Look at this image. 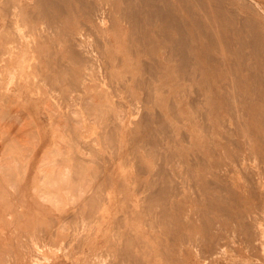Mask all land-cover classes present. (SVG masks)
<instances>
[{
    "label": "rangeland",
    "instance_id": "1",
    "mask_svg": "<svg viewBox=\"0 0 264 264\" xmlns=\"http://www.w3.org/2000/svg\"><path fill=\"white\" fill-rule=\"evenodd\" d=\"M0 264H264V0H0Z\"/></svg>",
    "mask_w": 264,
    "mask_h": 264
},
{
    "label": "bare ground",
    "instance_id": "2",
    "mask_svg": "<svg viewBox=\"0 0 264 264\" xmlns=\"http://www.w3.org/2000/svg\"><path fill=\"white\" fill-rule=\"evenodd\" d=\"M196 2H198V3H201V4H206L207 2H208V0H195ZM215 5V4H214ZM220 5V4H219ZM220 8V7H219ZM225 8V7H224ZM224 8H222L221 7V9H223L222 11H228V9H224ZM208 14V13H207ZM167 15H171L170 13H168ZM174 15V17H176L175 16V14H173ZM203 16H204V14H203ZM174 17H171V16H167L166 17V15H164L163 17H162V19H163V22L165 23V26H167L168 27V25H170L171 23L173 24V22H174V20L172 19V18H174ZM223 17H224V13L223 12H221V13H219V14H217V16H216V19H217V21H218V25H217V32L218 33H216L217 35L216 36H218L219 37V39L220 40H222L223 42H224V40L225 39H223V37L225 36V29L226 28H228V26H229V24H227V23H224L223 22ZM170 18V19H169ZM103 20H105L104 18H103ZM178 20V19H177ZM177 20H175V22L177 21ZM201 20H202V18L201 17H195V16H191L189 19H188V21L189 22H191V23H194L195 25H196V27H197V30L200 32V33H202V35H205V33H206V36L208 37V39L209 38H211V34L209 33V34H207V31H205L203 28H202V24L200 25V23H201ZM235 20H237L236 19V16H235ZM167 22V23H166ZM200 22V23H199ZM175 24V23H174ZM181 23H179L178 25L179 26H181L180 25ZM176 25V24H175ZM177 25V26H178ZM175 28V27H174ZM178 28H180V27H178ZM181 30H182V28H181ZM180 30V31H181ZM182 32V34H183V31H181ZM178 33H180L179 32V29H178ZM181 34V35H182ZM219 34V35H218ZM228 34V33H227ZM180 34H179V37H177V38H175V39H173V44L175 45V46H178V45H181V44H184V39H183V36H181ZM228 37V36H227ZM110 38V37H109ZM111 40V39H110ZM231 38H229L228 37V39L226 40V42H224V44L226 43V45H228L229 43H231ZM234 42L235 41H238L237 39H234L233 40ZM236 43V42H235ZM242 45V44H241ZM227 47V46H226ZM241 47V46H240ZM141 48H142V46H141ZM73 49V48H72ZM74 51H75V49H73ZM75 55H77V56H79V57H81V55H80V52L79 53H77V52H75ZM85 56H89V54H83V56L81 57L83 60H85L86 62H87V58L85 57ZM236 57V56H235ZM234 61H235V59H234ZM188 62V61H187ZM236 62V61H235ZM145 62H142V65H143V73L145 72L144 70V66H145ZM189 67L191 66V63H190V61H189ZM86 66V65H85ZM101 67V65H99V68ZM101 70V69H100ZM87 72V71H86ZM88 74V72L87 73H83V83H86V81L87 80H90V77H89V74ZM141 78H142V76H141ZM123 120H124V117L122 118ZM123 124V123H122Z\"/></svg>",
    "mask_w": 264,
    "mask_h": 264
}]
</instances>
